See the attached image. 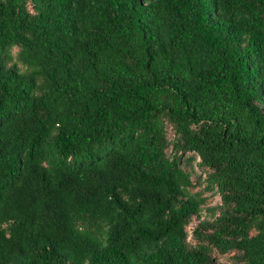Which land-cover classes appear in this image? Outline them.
Instances as JSON below:
<instances>
[{
	"label": "trees",
	"instance_id": "obj_1",
	"mask_svg": "<svg viewBox=\"0 0 264 264\" xmlns=\"http://www.w3.org/2000/svg\"><path fill=\"white\" fill-rule=\"evenodd\" d=\"M213 252L264 264V0H0V264Z\"/></svg>",
	"mask_w": 264,
	"mask_h": 264
},
{
	"label": "rangeland",
	"instance_id": "obj_2",
	"mask_svg": "<svg viewBox=\"0 0 264 264\" xmlns=\"http://www.w3.org/2000/svg\"><path fill=\"white\" fill-rule=\"evenodd\" d=\"M168 137H170V138L173 137V133L170 130V128H169ZM194 171H195V173H197V174H195V173L193 174V178L195 179L200 174L201 170L199 168H197L196 166H194ZM202 177L203 178L205 177L204 173H203ZM204 186H205L204 183L201 186H196L193 189V192L203 190ZM203 195L207 197V204H206L207 206H214V205L220 204V198L218 197V195H212L209 192H204ZM203 217L210 218V214L207 211H203L202 212V218ZM196 222L197 221L195 220V223ZM192 225H194V223L191 224V227H192ZM212 256L215 259L216 264H239V262L236 259V253L235 252H230V253L225 254V255H221L217 252H213Z\"/></svg>",
	"mask_w": 264,
	"mask_h": 264
}]
</instances>
